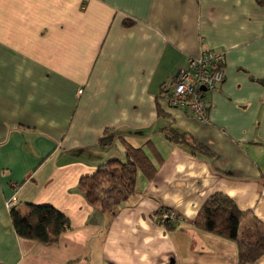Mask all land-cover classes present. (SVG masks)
<instances>
[{"label":"crops","instance_id":"1","mask_svg":"<svg viewBox=\"0 0 264 264\" xmlns=\"http://www.w3.org/2000/svg\"><path fill=\"white\" fill-rule=\"evenodd\" d=\"M205 49L225 54L224 79L200 123L167 90ZM170 128L209 153L169 141ZM125 144L155 173L138 170L102 212L79 179L124 160ZM215 193L244 213L241 231L264 222V1L0 0V262L240 264L235 241L194 225ZM9 201L52 205L71 227L50 245L21 238Z\"/></svg>","mask_w":264,"mask_h":264},{"label":"trees","instance_id":"2","mask_svg":"<svg viewBox=\"0 0 264 264\" xmlns=\"http://www.w3.org/2000/svg\"><path fill=\"white\" fill-rule=\"evenodd\" d=\"M262 3L264 0H256ZM130 21H126L129 24ZM108 131L99 138L100 143L109 141ZM111 134V133H110ZM165 137L191 149L209 153L208 149L186 133L175 128L166 129ZM142 170L147 178L155 173V167L142 146L125 144V159H111L96 167V170L81 176L78 189L86 201L102 212H114L135 191L136 173ZM10 219L16 234L21 238L50 245L71 225L67 216L49 204L26 203L22 211L16 206L10 209ZM244 213L233 199L221 193L212 194L203 204L194 220V225L205 231L233 240L238 246L240 264L254 262L264 255V222L252 220V226L241 231ZM163 225L172 229L170 222Z\"/></svg>","mask_w":264,"mask_h":264},{"label":"built area","instance_id":"3","mask_svg":"<svg viewBox=\"0 0 264 264\" xmlns=\"http://www.w3.org/2000/svg\"><path fill=\"white\" fill-rule=\"evenodd\" d=\"M224 59L223 52L211 49H205L199 56L189 57L167 90L170 105L187 110L195 120L205 123L208 120L207 96L216 90L224 79ZM12 204V201L7 203L8 206ZM158 218L160 224L166 221L175 223L177 220L176 214L169 210H161Z\"/></svg>","mask_w":264,"mask_h":264},{"label":"water","instance_id":"4","mask_svg":"<svg viewBox=\"0 0 264 264\" xmlns=\"http://www.w3.org/2000/svg\"><path fill=\"white\" fill-rule=\"evenodd\" d=\"M177 75V74H176Z\"/></svg>","mask_w":264,"mask_h":264}]
</instances>
